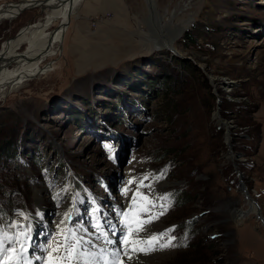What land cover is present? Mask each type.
I'll return each instance as SVG.
<instances>
[{
  "label": "rangeland",
  "instance_id": "374dc122",
  "mask_svg": "<svg viewBox=\"0 0 264 264\" xmlns=\"http://www.w3.org/2000/svg\"><path fill=\"white\" fill-rule=\"evenodd\" d=\"M156 2L162 15L177 8L172 27L194 14L173 51L139 34L162 42L158 22H144L146 0H84L40 74L0 95V240L34 243L28 264H47L48 246L66 257L65 235L80 241L74 263L93 264L98 198L138 226L151 221L131 239L161 237L129 264H264V224L249 203L264 217V0ZM42 7L0 21V51ZM15 138L26 148L14 151Z\"/></svg>",
  "mask_w": 264,
  "mask_h": 264
},
{
  "label": "bare ground",
  "instance_id": "6f19581e",
  "mask_svg": "<svg viewBox=\"0 0 264 264\" xmlns=\"http://www.w3.org/2000/svg\"><path fill=\"white\" fill-rule=\"evenodd\" d=\"M83 1L84 0H74V2L70 0H49L44 1L43 4H36L41 7L43 6V15L41 19L21 29L15 38L3 44L0 51V95H7L9 92L17 91L28 77L40 74L41 65L59 51V47L63 42L64 32L69 25L70 16ZM151 3L153 4V11L149 9L150 2L146 0L147 5L143 17L144 22L148 20H154L156 23L158 22L159 25H157L156 30L161 31L160 35L162 42L159 41L155 43L150 41V39L145 36L144 30H142L143 32H139V34L146 37V42L149 41L156 44L155 47H159V49L163 47L161 51H167L168 49L173 51V49H176L175 44L177 39L182 36L193 23L194 14L191 13L189 15V21L172 27L174 18L179 14L177 8L175 11L171 10L167 12L166 15H162L157 8L156 0H151ZM26 4L27 1L23 2V5L20 4L22 6H20L19 11H21ZM6 9H8V7H6ZM4 10L0 9V21L4 19L12 20L15 18L16 14L19 13L18 11L15 14L16 10L8 12ZM179 10L181 12H186L189 10V5L185 2ZM57 21H60V26L54 30V24ZM155 37L157 39L159 37L160 39V36ZM225 86H227V84ZM238 173L240 174V178H242L241 173ZM242 186H244V184H242ZM244 188L246 189L245 186ZM249 200L252 212L256 214V218L259 219L260 216L262 217L263 215L258 203L254 199L249 198ZM242 217L243 213H240L239 220L241 222L243 221ZM20 240H22V237L19 238V241ZM20 244H24L25 248L28 249L31 254H35L37 251L29 240H26L25 243L23 240L20 241V243L16 245V248H19ZM26 256L27 250L23 253V259H25Z\"/></svg>",
  "mask_w": 264,
  "mask_h": 264
},
{
  "label": "snow or ice",
  "instance_id": "6c2138e0",
  "mask_svg": "<svg viewBox=\"0 0 264 264\" xmlns=\"http://www.w3.org/2000/svg\"><path fill=\"white\" fill-rule=\"evenodd\" d=\"M106 148H108L109 151H112L111 146L106 145ZM126 191V190H125ZM135 203V200L133 201ZM150 220L142 221L143 223H150ZM138 226L137 228L133 229L131 227L128 228V235L133 237H138L139 233L143 231V227ZM97 228H100V225H97ZM75 239L74 237H72ZM161 237L159 236H152L148 240H138V239H129L128 237L122 238L120 241V244L122 247L115 249L112 252L113 259L109 262V264H124V260L122 259L121 253L124 257H127L129 261L133 259V254L138 252H148L155 250L156 244L159 242ZM9 239V247L6 249L4 247L3 240H0V264H12V262H15V264H21V261L23 260V253L27 250L24 246V244H20L19 248H16L15 246H11V238ZM17 243H19V237L15 238ZM174 239V238H173ZM69 236L65 235L64 238V244H65V251L68 253L66 257H53L52 253L58 252L59 247H51L48 246L44 249L45 252L48 253V259L47 264H63V261L66 259H73L78 258L79 253L77 252V247L80 244L79 240H75V243L69 244L68 243ZM108 243H113V241L109 240ZM146 245V246H141ZM126 246V249L125 247ZM161 247L165 246H172L171 241L168 242L166 245H160ZM7 253V258L5 260V255ZM24 264H28L27 261H24Z\"/></svg>",
  "mask_w": 264,
  "mask_h": 264
},
{
  "label": "water",
  "instance_id": "95a60500",
  "mask_svg": "<svg viewBox=\"0 0 264 264\" xmlns=\"http://www.w3.org/2000/svg\"><path fill=\"white\" fill-rule=\"evenodd\" d=\"M20 2H25V0H19ZM27 1V0H26ZM44 1H49V0H31V1H27V4L25 7H23L21 9V11H19L18 14H16V16H19L22 12H24L27 8H32L33 6H39V5H36V4H43ZM71 2H74V0H70ZM150 2L149 4V9H151L153 11V4L151 3V0H147ZM15 16V17H16ZM174 54H176L174 52ZM177 57H179L177 54H176ZM220 103V101H219ZM219 123H221L222 125H225L226 123L223 122V121H220ZM224 127V126H223ZM226 128V127H225ZM227 130V129H226ZM230 130V129H229ZM227 133H228V130H227ZM228 135V134H227ZM232 152V150H231ZM239 174V173H238ZM240 175V174H239ZM240 190L245 194V196L248 198V197H251V195L249 194V191L248 189H245L244 186H242L243 183L240 182ZM244 190V191H243ZM260 220H262L263 224H264V218L263 216L259 218Z\"/></svg>",
  "mask_w": 264,
  "mask_h": 264
},
{
  "label": "trees",
  "instance_id": "16d2710c",
  "mask_svg": "<svg viewBox=\"0 0 264 264\" xmlns=\"http://www.w3.org/2000/svg\"><path fill=\"white\" fill-rule=\"evenodd\" d=\"M155 62H157L156 60H155ZM165 80L167 81L168 80V78H165ZM23 137V135H21V138ZM17 138V137H16ZM16 138H15V143L13 144V150L14 151H18L19 150V146H20V144H24V146H25V143L22 141L23 139H19L18 141H16ZM15 148V149H14ZM25 148H26V146H25Z\"/></svg>",
  "mask_w": 264,
  "mask_h": 264
}]
</instances>
